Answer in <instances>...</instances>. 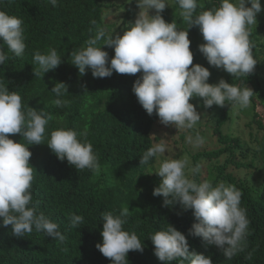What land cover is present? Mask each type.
Returning a JSON list of instances; mask_svg holds the SVG:
<instances>
[{
  "label": "trees",
  "instance_id": "16d2710c",
  "mask_svg": "<svg viewBox=\"0 0 264 264\" xmlns=\"http://www.w3.org/2000/svg\"><path fill=\"white\" fill-rule=\"evenodd\" d=\"M112 1L115 0H58V6L54 7L46 0H0V11L22 19L26 43L23 56L16 57L0 41V49L8 57L0 65V81L9 91L21 95L25 112L35 108L52 116L46 126L43 144L29 145L34 176L30 189L32 204L37 214L42 212L58 223L59 231L66 236L65 242L59 243L35 229L24 237H16L12 235L11 225L0 227V264H112L111 259L96 247L103 242L101 217L106 212L119 214L123 208L129 209L125 230L134 231L143 244V251L128 253V264H169L155 256V246L150 239L169 224L186 236L189 251L211 256L213 264H264V134H261L264 131V61L257 64L250 75H230L224 79L254 91L249 112L244 114L251 118L245 123L249 138L237 134L241 127L239 119L232 114L239 108L226 104L224 107L213 105L210 108L212 118L201 125L206 130V137L208 132H213L217 138L218 147L212 153L190 155V145L182 143L183 131L176 140L183 145V152L179 153L181 159L189 160L190 155L194 161L192 167L201 166L200 173L192 177L198 183L205 180L214 185L234 183L237 177L234 172H229L230 167L254 173L251 185L247 178H238L235 183L242 190L240 207L246 210L248 235L244 250L227 259L217 246L190 234L193 224L199 222L192 209L185 210L178 203L164 206V197L153 195L161 180L158 176L151 177L147 171L158 166V159L153 158L149 164L141 165V155L162 138L152 135L160 121L158 115L155 112L149 115L133 92L134 82L142 73L113 72L109 77L95 78L90 68L81 75L78 67L71 64V53L82 49L95 35L92 21L115 36L114 24L106 21ZM260 3L264 8V0ZM220 4L221 0H198L196 14L218 8ZM126 7L127 14L120 26L123 31L131 27L134 13L132 5ZM179 9L177 0H174L173 8L167 6L161 15L166 22L174 21L178 30H188L193 64L207 67L211 73L208 82L218 83L223 79L222 69L211 66L199 51V45L205 43L199 27L189 28ZM250 41L252 54L264 56V20L257 28L251 26ZM53 48L62 63L44 76L35 77L34 70L38 68L34 61L35 52L47 53ZM102 50L108 52L110 65L115 55L114 47L105 45ZM57 82L65 83L68 88L62 97L68 103L63 107L53 103L57 97L51 89ZM192 100L199 101L205 108L202 98ZM201 127L198 122V131ZM62 128L73 129L78 134L86 133L87 142L93 145L99 158L98 172L79 171L52 152L47 145L51 132ZM9 136L16 142L27 144L21 134ZM249 155L252 158L247 162L245 158ZM166 159L161 158V161ZM256 190H262V199L255 197L253 191ZM73 213L83 217V223L77 227H72L69 221ZM149 223L154 226L152 231L147 227ZM184 227L190 228L184 230ZM170 264H181V261Z\"/></svg>",
  "mask_w": 264,
  "mask_h": 264
},
{
  "label": "clouds",
  "instance_id": "9594fccd",
  "mask_svg": "<svg viewBox=\"0 0 264 264\" xmlns=\"http://www.w3.org/2000/svg\"><path fill=\"white\" fill-rule=\"evenodd\" d=\"M46 2L58 6V0ZM177 3L180 15L189 28L199 27L205 41L199 45V51L211 66L223 69L233 77L253 73L258 62L252 54L250 34L251 26L257 22V14L262 11L260 0H221L218 8L199 14H196L198 0H177ZM136 4L140 9L137 18L122 36H113L107 28L92 21L95 35L86 41L82 49L71 53V64L78 67L81 75L90 68L95 78L109 77L113 72L142 73L133 85L138 102L149 115L155 112L162 124L185 132L191 149L199 150L207 142L206 130L199 122L201 113L190 100L202 98L205 108L229 104L245 109L250 106L254 91L224 79L218 83L208 82L211 75L209 69L193 64L188 30H178L174 21L166 22L161 15L168 6L166 0H136ZM249 4L250 7L247 6ZM152 10H155L154 15ZM22 25V19L0 11V41L16 57L23 56L26 49ZM105 45L114 47L115 55L110 65L108 52L102 50ZM7 59L0 49V65ZM34 61L38 65L34 70L35 77L44 76L62 63L54 48L47 53L35 52ZM51 92L57 97L53 101L57 107L68 103L62 99L68 92L65 83H55ZM51 119L50 114L38 112L35 108L25 112L21 95L9 91L0 81V227L11 225L12 235L16 237H24L35 229L64 243L66 236L59 231V224L42 212L37 214L30 191L34 176L29 145L43 144L46 126ZM198 122L201 131L193 134L192 130ZM9 134H21L27 144L14 141ZM47 145L61 161L66 159L79 171L88 169L98 172L100 169L98 155L93 151V145L87 142L86 133L57 129L51 132ZM166 149L167 144L162 138L141 155V165L149 164L153 158L159 159ZM213 150H201L195 154L212 153ZM150 171L147 173L153 177ZM200 171L199 164L192 167L186 158L164 160L156 172L162 180L153 195L163 196L164 206L178 203L185 210L192 209L199 222L193 224L190 234L217 246L227 259H231L244 250L249 224L246 210L240 207L242 190L235 183L238 178L248 179L246 174L250 170L230 167L229 172H234L237 177L235 182L215 185L207 180L198 183L192 178ZM253 194L257 199L263 198L262 190L253 191ZM128 214L129 209L123 208L119 214L106 212L101 217L103 242L96 247L111 259L112 264H128L130 251H143L137 234L125 230ZM69 221L72 227H77L83 223V217L73 213ZM147 227L151 231L154 229L150 223ZM189 228L184 227V230ZM150 239L155 246L154 254L160 261L169 264L175 260H180L181 264L183 261H188V264H213L211 256L189 251L186 236L170 224L166 229L156 231Z\"/></svg>",
  "mask_w": 264,
  "mask_h": 264
},
{
  "label": "rangeland",
  "instance_id": "374dc122",
  "mask_svg": "<svg viewBox=\"0 0 264 264\" xmlns=\"http://www.w3.org/2000/svg\"><path fill=\"white\" fill-rule=\"evenodd\" d=\"M113 5L111 7V9L108 11L107 15H106V21H108L109 23H111L112 25L114 24L115 28L113 30V32L115 33V35H122L124 33V31L120 28V26H122L123 24V19L126 17V9L128 7H126V5H132V8L134 9V13L132 14V18L130 20V24L132 25V23L135 22V19L137 18V14L140 11V9L138 8L136 2H134V0H115L112 1ZM167 5L169 6V8H173L174 6V0H166ZM125 5V7H124ZM122 6V7H121ZM247 6H251L250 4ZM181 12V9H179ZM155 12V10H152L151 14H153ZM264 20V8L262 7V11L260 13L257 14V22L252 25L254 28H257L260 23H263ZM254 59L257 60V64H261L264 61V56H262L259 53H255L253 54ZM231 74L227 73L225 70L222 69L221 72V77H223V79L229 77ZM191 103H193L194 105H196L197 111L199 113H201V119H200V123H204L208 122L210 118H212L211 116V109L210 108H203L199 101L196 100H192L190 101ZM236 109H238L239 107H235ZM250 107L245 108V109H241L239 108L238 110L235 111L234 114H232V117L239 119L238 120V124L240 128L241 132H237V134L244 136L245 138H249V134L248 131L245 127V123L249 121V116L245 117L244 114H246V112H249ZM251 120V118H250ZM256 127V125H254ZM254 127V129L256 130V128ZM195 131H198V129L195 127L194 130H192L193 134H195ZM182 131H179L177 128H175L174 126L171 125H164L162 124L160 121L155 125V130L152 132L153 137L155 136H159L161 138H163L167 144V149L166 152L161 155L158 159V166L155 167V169L151 170L150 173L152 176H158L160 178V180H162V177H160L158 174H156V172L158 171V167L160 166L161 158H167V159H181V157L179 156L180 152H183V145L182 143H186V134L185 132L182 133V136L184 137L182 139V143H176V140H179V136L178 134H181ZM261 134H264V131H261ZM207 142L204 144V146L202 148H200L199 150H193L191 149V154L190 155H194L195 153H197L198 151L201 150H207V151H212L213 149L217 148V138L216 136L213 135V132H208L207 133ZM189 155V161L191 166H193L194 161L192 159V157ZM252 158V155L247 156L245 158V160L249 161ZM247 161V162H248ZM207 164V163H205ZM213 164H215V162H213ZM247 177L249 179L250 184L252 183L253 177H254V173L248 171L247 172Z\"/></svg>",
  "mask_w": 264,
  "mask_h": 264
}]
</instances>
